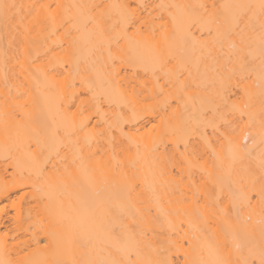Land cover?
<instances>
[{"label": "bare ground", "instance_id": "1", "mask_svg": "<svg viewBox=\"0 0 264 264\" xmlns=\"http://www.w3.org/2000/svg\"><path fill=\"white\" fill-rule=\"evenodd\" d=\"M5 3L0 264H261L264 0Z\"/></svg>", "mask_w": 264, "mask_h": 264}, {"label": "snow or ice", "instance_id": "2", "mask_svg": "<svg viewBox=\"0 0 264 264\" xmlns=\"http://www.w3.org/2000/svg\"><path fill=\"white\" fill-rule=\"evenodd\" d=\"M16 5L14 4H3L0 5V9L3 10L4 15L7 16L9 12H11L13 9H15ZM264 7V5H262ZM262 34H261V42H262V55H264V24H262ZM91 264V262H89ZM221 264H229L228 261H222ZM261 264H264V258L261 260Z\"/></svg>", "mask_w": 264, "mask_h": 264}, {"label": "rangeland", "instance_id": "3", "mask_svg": "<svg viewBox=\"0 0 264 264\" xmlns=\"http://www.w3.org/2000/svg\"><path fill=\"white\" fill-rule=\"evenodd\" d=\"M9 212H10V213H12V210H11V209H9Z\"/></svg>", "mask_w": 264, "mask_h": 264}]
</instances>
